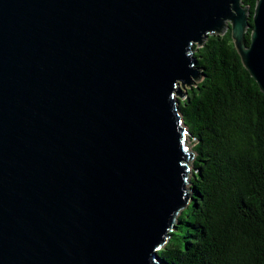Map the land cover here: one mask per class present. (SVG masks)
Instances as JSON below:
<instances>
[{
    "label": "water",
    "instance_id": "95a60500",
    "mask_svg": "<svg viewBox=\"0 0 264 264\" xmlns=\"http://www.w3.org/2000/svg\"><path fill=\"white\" fill-rule=\"evenodd\" d=\"M229 30L264 93V0H0V264H162L193 201L180 101Z\"/></svg>",
    "mask_w": 264,
    "mask_h": 264
},
{
    "label": "trees",
    "instance_id": "16d2710c",
    "mask_svg": "<svg viewBox=\"0 0 264 264\" xmlns=\"http://www.w3.org/2000/svg\"><path fill=\"white\" fill-rule=\"evenodd\" d=\"M243 2L253 13L257 0ZM195 56L204 79L179 105L193 136V201L159 251L161 263L264 264V93L230 30Z\"/></svg>",
    "mask_w": 264,
    "mask_h": 264
},
{
    "label": "rangeland",
    "instance_id": "374dc122",
    "mask_svg": "<svg viewBox=\"0 0 264 264\" xmlns=\"http://www.w3.org/2000/svg\"><path fill=\"white\" fill-rule=\"evenodd\" d=\"M188 146H189V148L191 149L192 146H193V143L190 141V142L188 143ZM185 210H187V209H185ZM161 250H162V249H161Z\"/></svg>",
    "mask_w": 264,
    "mask_h": 264
}]
</instances>
